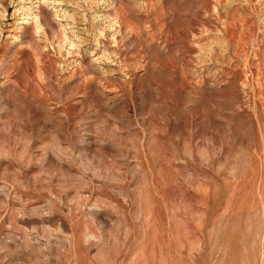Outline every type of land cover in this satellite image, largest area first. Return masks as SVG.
<instances>
[{
	"label": "rangeland",
	"instance_id": "374dc122",
	"mask_svg": "<svg viewBox=\"0 0 264 264\" xmlns=\"http://www.w3.org/2000/svg\"><path fill=\"white\" fill-rule=\"evenodd\" d=\"M0 264H264V0H0Z\"/></svg>",
	"mask_w": 264,
	"mask_h": 264
}]
</instances>
